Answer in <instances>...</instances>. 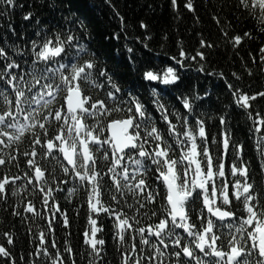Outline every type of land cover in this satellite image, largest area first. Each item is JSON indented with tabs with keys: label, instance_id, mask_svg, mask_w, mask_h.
I'll list each match as a JSON object with an SVG mask.
<instances>
[{
	"label": "trees",
	"instance_id": "obj_1",
	"mask_svg": "<svg viewBox=\"0 0 264 264\" xmlns=\"http://www.w3.org/2000/svg\"><path fill=\"white\" fill-rule=\"evenodd\" d=\"M186 3L187 0H177L173 7L171 0H13L11 6L0 2V12L4 13L0 16V48L6 51L9 62L15 60L19 63L24 69L22 74L31 80L28 74L34 70L33 60L25 56L32 41L43 42L44 38L55 41L57 36L66 40L68 35L75 36L76 40L66 49L60 62L83 65L86 61H94L93 82L81 84L89 98L93 92L96 100L107 101V93L113 91L114 83L120 89L118 95L135 98L144 106L146 114L151 117L161 136L173 145L174 152L170 155L175 159H179L190 145L185 144L183 149L176 147L175 135L169 133L170 123L175 125V133L180 135V139H184V131L193 130L195 142L199 145L202 140L198 136L196 121L202 119L205 122L210 154L217 153L212 155L214 164L217 160L224 163L225 176L232 180L240 179L239 176L231 175L232 166L237 163L246 165L249 181L260 189L256 193L259 196L264 193V158L258 151L256 133L250 131L254 128L253 120L249 119L245 110L237 107L233 90L228 85L231 84L248 95L264 91V60L261 59L260 52L264 48V22L260 9L258 5L252 8L242 0H192L193 10L190 11L185 6ZM29 13L31 19L25 20L24 16ZM37 33L40 35L37 36ZM245 33H249L250 37H246ZM236 35L243 39L239 45L233 46L228 38ZM80 46L86 49L87 54L78 52ZM18 51L26 54L19 55ZM181 52L186 56L181 57ZM198 52L203 53V60L197 55ZM4 65V60L0 59V68ZM39 67L43 68L41 64ZM168 67H172L179 76V81L173 88L162 87L159 79L155 83L144 80L148 71L163 78ZM14 71L19 72L20 69ZM101 72H106L111 77V82L101 76ZM0 87H4L3 81H0ZM8 92L11 96L10 88ZM12 98L11 96L10 100ZM182 98L189 99L193 107L191 113L183 108ZM168 99H173V104ZM122 102L126 109L131 107L129 103ZM157 102L165 107L167 121L157 111ZM62 103L61 97V104L52 107H62L64 111ZM250 103L252 107L248 112L254 118L257 112L264 116V97L258 96ZM126 109L123 108L124 111ZM124 113L131 112H116L115 115ZM45 115L48 120H41L40 123H45L49 135L54 136L58 122L47 110L41 112L40 116ZM221 115L226 116L227 131L231 133L227 153L223 146L225 126L220 123ZM185 116L189 120L187 126L182 119ZM90 118L87 120L89 125L104 127L100 136L106 138L105 122L110 120V115L100 117L98 122L95 118ZM41 131L35 126L30 127L21 135L16 134L18 139L15 142L9 141L0 149V154L6 160L9 156L16 158L0 165V181H9L4 198L0 199V245L9 250L15 264H53V259L55 264H122L129 244L125 239L118 242L115 215L90 212L88 192L80 183L74 184V177L69 179L63 172L62 167L66 165L60 157L53 155L52 158H44L41 147L35 149L38 153L35 158L24 155L25 152H30L33 136ZM213 138H216L217 143H212ZM155 143L149 140L145 145L146 149L151 151ZM232 145L242 146V152L234 151ZM96 155L99 156L100 153ZM28 159H36L38 166L45 170L44 179L47 183L43 190L52 189L48 205L43 203L44 197L34 191L25 176V173H29L32 178L34 172L27 165ZM57 161H60L59 165ZM152 168L145 176L150 185L148 190L163 199V207L160 202L158 205L145 203V207L141 208L136 202L143 195L139 190L136 198L131 194H126V197H119L117 194L120 204L110 196H104L102 200L105 206L111 207L114 212L125 213L129 218L136 217L142 226L163 218L166 192L157 183L155 166ZM133 169L134 166H130V176ZM103 171L107 173V167ZM180 172H183V168ZM105 182L112 184L110 174L105 175ZM13 191L17 195H12ZM29 203L34 208L32 213L24 210ZM129 204L132 208L128 207ZM242 206L238 204V209H242ZM56 208L59 209L58 212L55 211ZM153 209L162 215L150 216ZM237 215L245 214L238 212ZM90 216L97 220V227L102 229L97 233L96 239L105 241L103 245H97L98 249L101 247L99 257L83 242L82 234L88 231L91 235ZM65 217L69 221L68 226L64 225ZM130 223L136 224L131 219ZM41 234L44 235L43 248L49 254L47 256L38 250L41 247ZM9 237L13 241L11 244L8 243ZM67 248L72 251L66 252ZM175 250L170 245L169 252ZM144 251L147 256L140 255L143 258L142 264H150L147 257L154 253L151 254L148 248ZM49 256L53 259H49ZM162 261L165 264H175V258L171 256ZM0 264H12V261L0 258ZM128 264H136V261H128Z\"/></svg>",
	"mask_w": 264,
	"mask_h": 264
},
{
	"label": "snow or ice",
	"instance_id": "obj_2",
	"mask_svg": "<svg viewBox=\"0 0 264 264\" xmlns=\"http://www.w3.org/2000/svg\"><path fill=\"white\" fill-rule=\"evenodd\" d=\"M0 2L9 6L13 5V0H0ZM242 2L252 8H256L258 5L262 22H264V0H242ZM171 3L175 7L177 0H171ZM185 6L190 11L193 10L192 0H187ZM3 15L4 13L0 12V16ZM24 19H31V14H26ZM142 27L145 26L142 25ZM39 35L40 33H37V36ZM245 36L250 37V34L245 33ZM242 39L240 35L228 38L233 46L239 45ZM75 40L76 37L73 35H68L66 40L62 36H57L55 41L48 38H44L43 42L33 40L31 48L34 54L32 62L34 70L28 74L31 76V80L27 78V75L22 74L24 69L19 63L15 60L9 62L10 58L6 51L0 48V59L5 62L4 67L0 68V81L4 82V87H0V105H12L17 113H26V119L32 120L39 116L41 120L47 121L48 116H40L33 108V104H40L58 122L54 136L49 135L45 123H36L35 127L42 131L33 136V144L41 146V155L44 158H52L55 151L62 154L63 161H66L67 165L70 166H63L62 170L69 179L74 177L88 192L87 203L90 212L115 215V227L121 241L125 239L126 228L132 226L130 219L134 220L136 224H139L140 220L136 217L129 218L120 211L114 212L111 207L105 206L102 197L110 196L112 200L120 204L118 195L119 197H126V194H131L136 198L137 190H139L143 195L136 202L140 204L141 208H144L145 203H152L156 200L157 194L148 190L150 185L145 179L147 173L153 170L152 166H155L154 171L159 173L157 179L162 180L167 190L164 197L167 203L163 208V213H166V216L160 218L158 223L149 225L147 228L139 227L136 231L143 244H151V241L145 238L144 234L147 232L148 236H155L159 244L164 245V249L162 250L152 244L155 254L149 255L147 259L159 261L160 257L171 256L175 258V264H193V262L194 264H264V193L257 196L256 193L260 192V189L249 181L247 166H241L239 163L232 166L231 175L242 177L243 180H235L229 189L228 182L220 180L225 176V165L219 160L214 164L206 136L205 122L202 119L196 121L198 136L202 140L199 145L195 142L196 135L193 130L184 131L182 133L184 139H180V135L175 133V125L170 123L169 133L175 135L176 147L183 149L185 144L190 145L179 159L172 158L170 154L174 152L173 145L161 136L157 127L152 123L151 117L146 114L144 106L136 100L129 102L134 105L128 109L132 115L129 116L124 113V118L115 119L108 123L107 129L111 131L112 135L110 138H102L100 133L104 131V127L90 126L87 123L88 118H95L98 122L100 117L107 116L110 112L123 113L124 110L116 105L109 108L104 101L96 100L93 102L91 98L84 95L81 84L93 82L94 61L89 60L80 65L79 63L64 64L57 59H63L66 49ZM78 52L87 54L83 46L79 47ZM260 52L261 59L264 60V48H261ZM17 54L24 55L26 53L18 51ZM197 55L202 60L205 58L203 53L198 52ZM185 56L186 54L181 52V57ZM177 63L181 62L177 61ZM40 64H44L45 67L40 68ZM50 65H56V67ZM15 69H20V71L16 72ZM100 75L111 82V77H108L106 72H101ZM145 79L149 81L159 79L164 85H171L179 80V76L172 67H168L163 78L158 77L152 71H148L145 73ZM228 87L233 90L237 107L248 113L253 124L264 125V116L257 112L254 118L252 113L248 112L252 107L250 102L256 100L258 96L264 97V91L248 95L240 89L234 88L231 84ZM9 88L11 89L12 100L8 98ZM112 89L113 91L107 93V97L116 100V93L120 89L114 83H112ZM57 97H62L63 101L66 102L67 111L63 114L61 108L52 107L53 103L60 102L57 101ZM196 98L199 99L200 97ZM182 103L183 108L189 113L193 111L189 99L182 98ZM157 104L158 108L163 111L164 106L159 105L158 102ZM7 118L15 120L12 112L0 110V137L8 136L10 141L15 142L18 137L9 135L4 130L15 127V124ZM182 119L184 125L187 126L189 124L188 117L185 116ZM219 119L221 125L225 126L223 146L225 153H227L231 133L227 131L226 116L221 115ZM164 120H168L167 114L164 115ZM141 129L144 130L143 133ZM17 131L22 132L23 130L17 129ZM250 131L260 133L261 127H254ZM149 140L156 142L151 151L145 147ZM212 143H217L216 138H213ZM0 144H5V141L0 139ZM257 145L262 158H264V134L258 138ZM8 146L11 147L10 144ZM109 148L111 149L110 153ZM232 148L234 151L242 152V146L232 145ZM97 153L100 155L97 156ZM24 155L35 158L38 153L33 148L31 152H25ZM197 156L200 157L199 160ZM15 159L14 156H9L6 160L0 154V165ZM237 159L240 158L237 157ZM124 160H127L128 164L122 165ZM101 161H103L102 164ZM57 164L59 165L60 161H57ZM27 165L34 170L35 181L43 190L47 183L44 179L45 170L38 166L36 159H28ZM130 166H134L131 176L129 175ZM104 167H107V173L103 171ZM121 168L122 171H118ZM181 168H183V174L180 172ZM190 173L191 178L189 179ZM107 174L111 175L112 184L105 182V175ZM25 176L28 178L29 184L33 183L29 173H25ZM8 183L7 179L0 181V199L4 198L3 194L6 192ZM12 195H17V192L13 191ZM51 196L52 189H48L43 199L45 205H48ZM233 198L243 205L242 209L232 210ZM197 200L202 201L203 209L206 210L207 216L211 217L206 218L203 212L198 213L199 225L191 221V209L189 207ZM128 207L132 208V205L129 204ZM24 210L29 213L34 212L31 203ZM55 211L58 212L59 209L56 208ZM237 212H243L245 215L239 216ZM145 215H149V213H145ZM160 215L162 213L155 209L150 211V216ZM216 220L220 222V225L230 230L226 239L218 233L219 225H217ZM226 221H238V223ZM68 224L69 221L65 217L64 225L68 226ZM89 224L91 225V238H87L88 234L85 233V243L99 257L100 250L97 245H103L105 241L96 239V236L102 229L97 227V220L91 216L89 217ZM178 229H182L183 233L187 234V238H189L187 242L181 238ZM166 239L171 241L175 251H167L169 246ZM12 242L11 237H9L8 243L11 244ZM40 245L38 250L46 256L49 255L43 248V234L40 237ZM65 251L70 253L72 250L67 248ZM135 251L136 247L133 245L131 252L134 253ZM197 251L202 256L197 255ZM0 258L11 260L12 264H15L9 250L2 245H0ZM49 259L53 258L49 256ZM142 260L143 258L136 260V264H142ZM53 264H55L54 259ZM124 264H128L127 258ZM160 264H165V262L160 261Z\"/></svg>",
	"mask_w": 264,
	"mask_h": 264
},
{
	"label": "water",
	"instance_id": "obj_3",
	"mask_svg": "<svg viewBox=\"0 0 264 264\" xmlns=\"http://www.w3.org/2000/svg\"><path fill=\"white\" fill-rule=\"evenodd\" d=\"M110 136L112 135L111 131L109 130Z\"/></svg>",
	"mask_w": 264,
	"mask_h": 264
},
{
	"label": "bare ground",
	"instance_id": "obj_4",
	"mask_svg": "<svg viewBox=\"0 0 264 264\" xmlns=\"http://www.w3.org/2000/svg\"><path fill=\"white\" fill-rule=\"evenodd\" d=\"M9 151V150H8Z\"/></svg>",
	"mask_w": 264,
	"mask_h": 264
}]
</instances>
